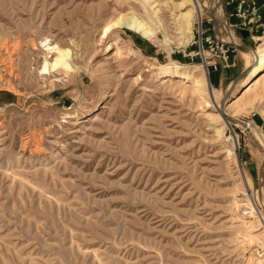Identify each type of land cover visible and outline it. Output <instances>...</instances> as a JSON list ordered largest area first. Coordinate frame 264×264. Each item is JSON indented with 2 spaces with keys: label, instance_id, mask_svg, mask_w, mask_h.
Wrapping results in <instances>:
<instances>
[{
  "label": "rangeland",
  "instance_id": "rangeland-1",
  "mask_svg": "<svg viewBox=\"0 0 264 264\" xmlns=\"http://www.w3.org/2000/svg\"><path fill=\"white\" fill-rule=\"evenodd\" d=\"M197 3L0 0V264H264V189L243 155L264 153L243 128L264 117V79L243 95L264 26L253 38L228 22L234 3ZM201 17L231 28L221 87L181 57ZM177 68L189 78L163 82Z\"/></svg>",
  "mask_w": 264,
  "mask_h": 264
},
{
  "label": "built area",
  "instance_id": "built-area-1",
  "mask_svg": "<svg viewBox=\"0 0 264 264\" xmlns=\"http://www.w3.org/2000/svg\"><path fill=\"white\" fill-rule=\"evenodd\" d=\"M232 3L235 4V12L232 15L237 16L244 27L251 28L261 22L264 4H261L260 0H227V4ZM194 43L197 44V50L189 51L188 55L192 59L200 56L203 67H206L209 73L221 67H236L237 62L232 55L237 49L229 41L209 34L207 29L203 28L202 20Z\"/></svg>",
  "mask_w": 264,
  "mask_h": 264
},
{
  "label": "crops",
  "instance_id": "crops-1",
  "mask_svg": "<svg viewBox=\"0 0 264 264\" xmlns=\"http://www.w3.org/2000/svg\"><path fill=\"white\" fill-rule=\"evenodd\" d=\"M260 3L264 4V0H262V1L260 0ZM231 19L239 20L238 17H234V18L228 17L227 18L228 22H230ZM263 24H264V9L262 10L261 22L258 23V24H254V26L249 28L250 30H246V32L251 34V37L254 38L255 37L254 31L255 32L259 31L258 30L259 27H257V26H260V25L263 26ZM228 25L227 24L226 25H222L219 21L216 22L215 20H213L212 23L211 22L207 23V31H208L209 34H212V35H214L216 37H220V38L225 39L222 36L223 35L222 31L224 29H226V31L228 33V37L227 38L229 39V31H231V28H228ZM230 25L234 26V25H237V24L230 23ZM183 53L184 54L181 55V57H184V56L190 57L188 55L189 52L186 53V50H184ZM232 57L234 58L235 55L234 56L232 55ZM234 60L236 61L235 58H234ZM234 69H236V67ZM230 70H231L230 68L221 67L219 70H217L219 72V75L217 77H213L212 76V72L213 71H210V81H211L212 85L213 86L216 85V86H220V87L224 86L225 85V80H227L229 78V76H230V72H231ZM253 121H254L253 130L256 132L257 130L261 129L260 130V134L259 133L258 134L264 140V138H263L264 137V117L261 116V117L255 118V119H253ZM248 147H249L248 150H246L244 152L245 154H243L244 157H246L245 165L247 166V169L250 172V175H251V178H252L253 182L258 187L264 189V153H258L254 149H252L250 146H248Z\"/></svg>",
  "mask_w": 264,
  "mask_h": 264
},
{
  "label": "bare ground",
  "instance_id": "bare-ground-1",
  "mask_svg": "<svg viewBox=\"0 0 264 264\" xmlns=\"http://www.w3.org/2000/svg\"><path fill=\"white\" fill-rule=\"evenodd\" d=\"M190 3H193L192 5H194L195 6V8H198V3H197V0H188ZM188 4V3H187ZM191 5V4H190ZM200 10V9H199ZM201 12V11H200ZM200 20H202V17H201V19ZM125 24H126V26H128L129 28H131V29H134V30H136V31H138V32H140L144 37H146V38H152L153 37V33H152V31L149 29V27L145 24V23H143L142 21H140L138 18H136L135 16H133V17H130V18H128L126 21H125ZM258 38H260V39H263V37L262 36H260V37H258ZM69 53H66V55H68ZM256 68H263L264 69V52L263 53H261L260 54V58H259V64L257 65V67ZM255 68V69H256ZM204 72L205 73H207L208 72V70H207V68L206 67H204ZM258 70V69H257ZM256 70V71H257ZM263 73V75H260V74H262ZM262 73H258L259 75H257L252 81H249V83H247L246 84V86H247V88L244 90V92H243V95L244 94H246V93H248V92H250L251 90H253L254 89V87L255 86H257L258 84H260L261 83V81L264 79V71L262 72ZM164 76H166L164 79H163V82H166L168 79H167V76H169V77H172V76H176V77H183V78H189L187 75H185V74H182V73H180V71H179V69L177 68V69H175V70H168V71H165L164 72ZM201 74V73H200ZM253 74V73H252ZM254 76V75H253ZM258 76H260V77H258ZM170 80V79H169ZM168 80V81H169ZM238 100V99H237ZM237 100H234L233 101V103H235ZM236 125H241L239 122H236L235 120L233 121ZM243 123L245 124L244 126H243V128H244V130L246 131V132H248L249 134H250V132L253 130V128H254V123H251V122H245V121H243ZM236 133H233V135L231 136H229V139H232L233 141H234V148L230 151V153H232V154H235V155H237V159L239 158V156H238V154H239V152H238V144H239V137H238V135H235ZM235 136H237L238 137V139L235 137ZM235 137V138H234ZM239 160V159H238ZM237 160V161H238ZM238 163H240V162H238Z\"/></svg>",
  "mask_w": 264,
  "mask_h": 264
},
{
  "label": "water",
  "instance_id": "water-1",
  "mask_svg": "<svg viewBox=\"0 0 264 264\" xmlns=\"http://www.w3.org/2000/svg\"><path fill=\"white\" fill-rule=\"evenodd\" d=\"M217 22V21H216Z\"/></svg>",
  "mask_w": 264,
  "mask_h": 264
}]
</instances>
